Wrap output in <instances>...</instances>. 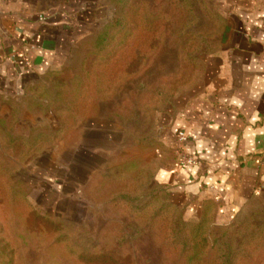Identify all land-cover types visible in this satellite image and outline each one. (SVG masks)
<instances>
[{"label":"rangeland","instance_id":"rangeland-1","mask_svg":"<svg viewBox=\"0 0 264 264\" xmlns=\"http://www.w3.org/2000/svg\"><path fill=\"white\" fill-rule=\"evenodd\" d=\"M37 2L77 25L0 111V264H264V183L228 216L159 179L199 165L172 124L213 92L229 27L264 0Z\"/></svg>","mask_w":264,"mask_h":264},{"label":"crops","instance_id":"crops-1","mask_svg":"<svg viewBox=\"0 0 264 264\" xmlns=\"http://www.w3.org/2000/svg\"><path fill=\"white\" fill-rule=\"evenodd\" d=\"M75 25L69 12L44 10L37 0H0L1 113L55 65ZM229 29L213 92L171 127V138L185 134L199 165L159 173L189 208L214 200L228 216L264 183V9L239 12Z\"/></svg>","mask_w":264,"mask_h":264},{"label":"trees","instance_id":"trees-1","mask_svg":"<svg viewBox=\"0 0 264 264\" xmlns=\"http://www.w3.org/2000/svg\"><path fill=\"white\" fill-rule=\"evenodd\" d=\"M32 147L29 146V151L31 150Z\"/></svg>","mask_w":264,"mask_h":264}]
</instances>
